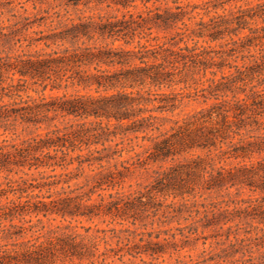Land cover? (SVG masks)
I'll return each mask as SVG.
<instances>
[{
	"label": "trees",
	"instance_id": "1",
	"mask_svg": "<svg viewBox=\"0 0 264 264\" xmlns=\"http://www.w3.org/2000/svg\"><path fill=\"white\" fill-rule=\"evenodd\" d=\"M102 1L17 0L21 8L27 2L33 9L47 4L53 13L24 27L44 26L49 19L51 33L33 31L38 36L24 45L43 47L0 56V136L18 137V129L31 130L27 138L0 140V171L16 168L27 175L34 170L43 182L34 184V177L0 182V264H106L109 257L124 263L125 256L147 254L148 247L134 251L137 244L125 238L124 252L113 250L106 230L83 225L81 219L112 209L132 213L136 202H154L158 194L183 201L195 197L197 189L247 187L264 194V158L254 159L264 153V135L249 134L253 126L261 127L264 115V1L212 15L195 30L183 19L198 6L179 0H154L163 5L150 7L151 0H112L116 10L125 11L68 16L69 8ZM137 1L142 10H127L136 9ZM208 12L205 8L204 14ZM28 19L26 14L22 20ZM153 29L169 34L159 37ZM209 42H217L219 49L208 50ZM16 44L22 47L19 39L12 42ZM224 68L234 71L225 74ZM217 71L219 78L201 89L208 94H200L203 103L213 102L164 130L163 113L173 112L190 95L163 88L195 83V75L215 76ZM28 84L39 87L41 95L23 97ZM247 88L249 94L236 96ZM70 89L74 91L68 93ZM46 90L56 93L45 95ZM58 119L65 122L56 124ZM191 151L203 154L184 157ZM166 161L171 164L159 169ZM148 165L159 170L145 192L120 191L128 174ZM85 169L89 174L83 176ZM81 176L83 184L71 188L68 183ZM57 185L66 188L49 192ZM43 188L45 195L32 193ZM10 194L16 196L7 199ZM235 203L246 204L244 211L257 210L253 219L264 226V202L247 198ZM214 207L206 208L205 215L214 214ZM25 216L35 217V223ZM39 216L65 223L45 227Z\"/></svg>",
	"mask_w": 264,
	"mask_h": 264
},
{
	"label": "rangeland",
	"instance_id": "2",
	"mask_svg": "<svg viewBox=\"0 0 264 264\" xmlns=\"http://www.w3.org/2000/svg\"><path fill=\"white\" fill-rule=\"evenodd\" d=\"M12 1L13 3L8 6L7 2ZM22 1V0H20ZM152 2L148 3L147 6H158L163 5V2ZM264 0H179L183 5L185 4H196L198 7L193 10L191 15L184 17V23L187 24L190 29H196L199 21L207 23L209 17L216 14L227 13L229 10H235L237 7L247 6ZM17 0H0V56L6 53H19L33 51L43 47L40 43L37 47L26 48L24 45L31 38H35L38 35L33 34V31H42L41 35L50 34L48 30V21L46 25L36 27L35 24L24 30L25 24H32L33 21L38 22L40 18H48L52 16L53 10L49 9L47 4L38 5L33 9L32 2L22 4H16ZM137 8L133 9L129 7L127 10L135 11L142 10L143 6L139 1L136 2ZM169 6L172 5L170 1L167 3ZM216 5L217 8L213 9ZM207 8L209 12L204 14V10ZM12 9V10H10ZM26 9V12H23ZM39 9V11H38ZM49 9L47 13L43 10ZM191 8H187L189 11ZM10 10V11H9ZM69 10V17L75 18L77 15H109V14H120L125 10H116L112 0H103L102 3L95 5L94 3L89 4L87 7L79 5L77 9ZM63 14L64 11L60 9ZM29 15V19L23 21L25 15ZM14 15V16H13ZM188 16H192L188 20ZM256 25H261L258 20ZM55 26V22L52 27ZM181 27V24H178ZM153 34H157L159 37L168 36L169 33L158 32L153 29ZM6 38L10 41L5 42ZM26 40L24 41L23 39ZM16 39H19L22 43V47L17 48L12 45ZM162 40V39H160ZM188 44H191L190 42ZM198 44H204L201 40H198ZM207 45V44H204ZM208 50H218L217 42H209ZM227 49L229 47H223ZM254 52V51H252ZM235 63L240 64L241 61L238 59ZM214 70V69H213ZM233 69H223V73L233 72ZM220 72L217 71L215 76H212L209 72H206L205 77L195 75V83L191 82L186 85L180 83L172 86L171 88H163L166 93L182 94L184 96L190 95V97H184L181 105L171 113H163L166 118L161 123L164 130H168L172 125V121L182 118L184 115L193 112L195 109L203 107L207 104L212 103V100H208L206 103L202 102L200 94H208L207 91H201L209 84V79H218ZM30 89L26 93H21L24 97L28 94L31 97H38L41 95L40 88L28 84ZM261 88V87H258ZM74 90H68V93H72ZM56 93L46 90L45 95ZM62 91L57 94H62ZM236 96L244 97V94H249L248 88L245 93L235 92ZM228 96H231V92H227ZM157 114V113H154ZM63 123L61 119L56 121ZM262 125L259 129L255 130V126L249 134L252 135H264V115L260 118ZM21 129V128H20ZM17 130L18 137L12 136L10 133H5L0 136L6 139H19L27 138L31 134L30 129L21 131ZM43 131V128L40 129ZM0 129V133H1ZM251 140V139H250ZM138 143H140L138 141ZM147 144V143H146ZM136 150H139L136 148ZM203 154L200 151H191L184 154V157H191L192 155ZM128 155L123 153V157ZM264 158V153L254 155V159ZM181 160V157H179ZM171 161H166L162 164L161 168L169 166ZM74 166L70 167L72 169ZM157 165H148L146 168H138L133 173L128 174L125 177L120 191H135L141 190L145 192L144 187L149 188V185L153 183L154 172L159 170ZM25 171V170H24ZM48 172V171H47ZM56 173L60 170L56 169ZM89 174L88 170H84V175ZM81 176L78 179L71 180L68 184L71 188L82 185L84 177ZM34 177L37 181L33 183H41L43 180L38 179L36 171H27V175L23 172L13 168L11 172L0 171V182L9 180L19 179H31ZM6 178V179H5ZM66 185H57L56 188H52L49 192L59 190L60 187ZM195 197L185 196L186 201L181 200L177 197L173 199L171 196L156 195L154 202H148L147 198L141 204L136 202L132 213L118 212L115 213L114 209L112 212L106 215L95 217L91 220L81 219L83 225L96 226L100 229L106 230V239L108 245L116 250L122 248L121 252H124L125 238L130 239V243L134 242L137 245L134 246V251L137 246L148 247L149 251L147 254L136 255V258L129 256L124 257V263L117 260V257H109L106 260V264H264V236L261 233L264 232V226L262 223H258L256 219H253V214L256 211L247 210L243 208L246 204L235 203L241 199L257 198L259 202H264V194L259 191L249 190L247 187L230 188L227 190H211L206 191L202 189L195 190ZM32 193H39L40 195L46 194V189L43 188L39 192L35 189ZM16 196V195H15ZM15 196L8 195L7 199H12ZM95 199V196H93ZM5 201L4 198L1 199ZM234 202V203H232ZM210 205H214V214L207 213L205 215L204 210ZM116 214V215H115ZM42 221V225L47 227L48 225H59L65 223L61 218L56 217L55 220H47L39 216ZM25 219H31V223H35V217L25 216ZM226 222V223H224ZM116 229V233L112 234L109 229ZM122 242H116L117 237ZM145 244V245H144ZM102 249V245H100ZM138 250V249H137ZM151 250L153 253H151ZM243 254V255H242ZM127 258L130 261L127 262ZM65 264H68L67 262ZM75 264H78L77 262ZM97 264V263H95Z\"/></svg>",
	"mask_w": 264,
	"mask_h": 264
}]
</instances>
